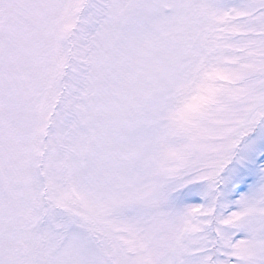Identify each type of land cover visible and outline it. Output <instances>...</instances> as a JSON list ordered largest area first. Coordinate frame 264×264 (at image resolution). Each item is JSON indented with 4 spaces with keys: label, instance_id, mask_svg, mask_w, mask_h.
Returning <instances> with one entry per match:
<instances>
[{
    "label": "snow or ice",
    "instance_id": "1",
    "mask_svg": "<svg viewBox=\"0 0 264 264\" xmlns=\"http://www.w3.org/2000/svg\"><path fill=\"white\" fill-rule=\"evenodd\" d=\"M0 264H264V0H0Z\"/></svg>",
    "mask_w": 264,
    "mask_h": 264
}]
</instances>
